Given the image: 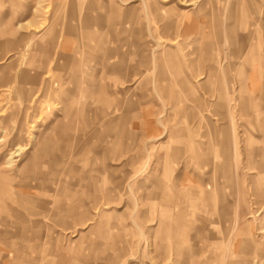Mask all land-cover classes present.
I'll return each mask as SVG.
<instances>
[{"label": "rangeland", "instance_id": "374dc122", "mask_svg": "<svg viewBox=\"0 0 264 264\" xmlns=\"http://www.w3.org/2000/svg\"><path fill=\"white\" fill-rule=\"evenodd\" d=\"M0 12V264H264V0Z\"/></svg>", "mask_w": 264, "mask_h": 264}, {"label": "crops", "instance_id": "0c3cea01", "mask_svg": "<svg viewBox=\"0 0 264 264\" xmlns=\"http://www.w3.org/2000/svg\"><path fill=\"white\" fill-rule=\"evenodd\" d=\"M3 1L5 2L6 0H3ZM2 15H3V13L1 14V12H0V21L2 20ZM15 18H17V17H15ZM15 20H16V19H15ZM8 26H9V25H8ZM68 34H69V33H68ZM68 34H66V35H68ZM66 35L62 38V40L67 38ZM10 37H12V36H10ZM10 37H9V38H10ZM4 39H7V38H4ZM163 215H164V214H163ZM164 216H166V215H164ZM162 217H163V216H162ZM163 218L166 219L165 217H163ZM163 229L166 230L167 228H163Z\"/></svg>", "mask_w": 264, "mask_h": 264}, {"label": "bare ground", "instance_id": "6f19581e", "mask_svg": "<svg viewBox=\"0 0 264 264\" xmlns=\"http://www.w3.org/2000/svg\"><path fill=\"white\" fill-rule=\"evenodd\" d=\"M16 153V152H15ZM13 154V153H12Z\"/></svg>", "mask_w": 264, "mask_h": 264}]
</instances>
